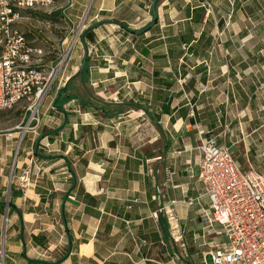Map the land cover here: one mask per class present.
<instances>
[{"label": "crops", "instance_id": "0c3cea01", "mask_svg": "<svg viewBox=\"0 0 264 264\" xmlns=\"http://www.w3.org/2000/svg\"><path fill=\"white\" fill-rule=\"evenodd\" d=\"M64 12L85 15L86 31L42 101L39 135L63 128L34 140L59 157L40 160L47 193L14 183L21 221L0 205V264H209L222 236L204 218L197 147L216 136L264 173V0H73ZM12 167L0 162V201ZM32 194L62 198L51 223Z\"/></svg>", "mask_w": 264, "mask_h": 264}, {"label": "built area", "instance_id": "2783aa9c", "mask_svg": "<svg viewBox=\"0 0 264 264\" xmlns=\"http://www.w3.org/2000/svg\"><path fill=\"white\" fill-rule=\"evenodd\" d=\"M56 1L0 0V110L20 103L26 110L39 107L80 42L87 26L85 15L74 24L64 12L73 0H64L65 34L57 46L38 44L36 37L21 30V23L30 19L26 12L49 14L56 10ZM51 54L46 62L45 56ZM197 148L208 209L204 218L219 225L222 236L208 250V263L264 264V173L242 169L216 136L203 139Z\"/></svg>", "mask_w": 264, "mask_h": 264}, {"label": "rangeland", "instance_id": "374dc122", "mask_svg": "<svg viewBox=\"0 0 264 264\" xmlns=\"http://www.w3.org/2000/svg\"><path fill=\"white\" fill-rule=\"evenodd\" d=\"M27 15V13H25ZM30 19L23 21L20 25L21 30L31 31L34 38H37L38 44L46 43V46L56 45V43L63 37L64 25L61 21L47 22L43 16L33 17L28 15ZM28 24V26H27ZM53 54L46 55L44 60L47 62L51 59ZM57 83V82H55ZM55 83L52 86L50 93L47 95L48 100L54 99L55 95ZM42 103L35 110H26V104L20 103L15 107L9 109L0 110V162H6L7 165H13L12 171V182L17 183V187L20 191L25 193H32L38 191H45L49 188L48 184L45 183V175L42 176V170L50 163H43L40 160V156L43 155L42 150L37 148L38 155H34L32 152V145L34 140L38 137L42 127ZM25 160V163L20 166L19 172H17V162ZM10 177L8 175L4 196H9L7 187L10 184ZM60 184V183H57ZM64 187V186H63ZM22 189V190H21ZM39 195L35 200H26V205L31 201L37 203V207H44L48 216H45L46 225L51 223L53 215L51 214L53 209L57 208L62 198L59 196L51 197L50 194ZM28 199V198H27ZM54 236L57 237L56 233ZM49 240L52 237L49 236ZM47 239V240H48ZM46 244V243H45ZM53 253V252H51ZM48 255V254H47ZM4 256V255H2ZM54 256V254H53Z\"/></svg>", "mask_w": 264, "mask_h": 264}, {"label": "trees", "instance_id": "16d2710c", "mask_svg": "<svg viewBox=\"0 0 264 264\" xmlns=\"http://www.w3.org/2000/svg\"><path fill=\"white\" fill-rule=\"evenodd\" d=\"M27 13V15H32L33 17H38V16H43L44 17V19L46 20V21H52V22H55V21H57V20H59V21H61V22H63L62 21V19H61V17H60V15H59V13H58V11L57 10H54V11H52L51 13H49V14H47V13H37V12H26ZM86 30H84V32H85ZM83 32V33H84ZM1 45H0V52H1ZM66 89V88H65ZM61 91H63V88H61V89H58V91H57V96L56 97H59L60 96V92ZM70 96V95H69ZM66 97H68V96H66ZM55 104H56V106H57V103L55 102ZM58 107H62L61 105L60 106H58ZM63 128V125H61V126H58V127H56V128H54V129H50V130H46V131H44V132H42L39 136H38V138L40 137V136H42V134H49V135H56V134H58L59 133V131L61 130ZM35 145H36V142L34 143V145H33V147H34V155H38V153H37V150H35ZM42 159H55V158H58L59 157V155H41L40 156ZM69 170L72 172V174L74 175V172H73V169L69 166ZM20 195V192H18V191H16L15 190V188H14V185H13V183H11V185H10V192H9V196H8V199H6V197L5 196H3V200L2 201H0V205H2V208H3V206H4V203L7 201V205H8V215L9 214H11V213H16V214H18V217H19V220L21 221V210L16 206V204H15V202H14V198H16L17 196H19ZM64 197V196H63ZM70 238H71V236H70ZM66 254H67V252L66 253H64V255L62 256V257H64V256H66ZM35 262H39V261H35Z\"/></svg>", "mask_w": 264, "mask_h": 264}, {"label": "water", "instance_id": "95a60500", "mask_svg": "<svg viewBox=\"0 0 264 264\" xmlns=\"http://www.w3.org/2000/svg\"><path fill=\"white\" fill-rule=\"evenodd\" d=\"M82 37H83V35H82ZM82 68H83V67H81V69H82ZM10 183H11V179H10ZM7 191H8V192L10 191V184L8 185ZM5 217H6V213H5Z\"/></svg>", "mask_w": 264, "mask_h": 264}]
</instances>
